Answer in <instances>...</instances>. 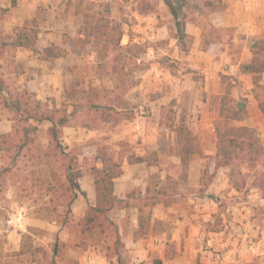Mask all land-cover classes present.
Instances as JSON below:
<instances>
[{
  "label": "rangeland",
  "instance_id": "1",
  "mask_svg": "<svg viewBox=\"0 0 264 264\" xmlns=\"http://www.w3.org/2000/svg\"><path fill=\"white\" fill-rule=\"evenodd\" d=\"M14 1L13 4L12 0H0V51H3V54L0 52V84L4 85L0 92V134H12L6 142H0V264H78L84 251L101 256L100 259L104 258L108 264L127 262L129 254L124 248L117 249L118 256L111 255L115 244L114 236L104 237V234L100 235L96 231L92 235L80 233L79 222L84 215L77 218L78 214L73 212V195L80 194L76 179L85 173L92 175L91 161L97 146L108 145L114 159L121 161V165L126 164L129 155H139L137 152H141L136 148V144H142L139 136L133 138L132 142L128 138L113 136L112 133L116 130L125 135H138L139 130L157 132V150L143 153L149 166H137L130 170L135 176H140V184H134L133 188V193L137 192L131 195L130 201L136 200L142 204L144 211H151L152 203L157 202H177L178 206L192 211L193 208L188 207L192 201L188 199L203 195L219 206L204 221L206 230L223 228L225 224L230 226V222L231 225L243 226L249 218H257L260 225L264 224V202L259 200L261 194L252 185L255 175L264 171L262 161L248 163L237 159L230 166L213 167L217 127H249L264 145V118L255 115L259 103H264V73L259 77L257 85L253 83L251 74L244 73L247 76L242 79L238 74L242 73L239 65L251 60L250 46L256 39L252 42L245 41L243 36L235 35L233 31L216 28L211 24L209 9L199 6L202 5L201 0H186L178 8L186 19L197 21L201 32L198 48L195 49L193 40L187 35L184 39L188 48L186 51L181 49L178 41V48L172 42L173 44L166 45V54L156 55L154 60H149L145 55L146 48L152 45L157 50L159 46H164L162 43H150L142 40L144 37L137 42L136 37L143 34L137 29L131 30L132 28L129 32L137 36L131 39L136 41L122 42L126 41V37H123L126 32L124 23L133 19L131 13L134 10L139 12L141 0ZM90 1L107 3L110 18L121 22V45L135 44L141 47L142 51L136 59L140 68H136L134 72L139 79L136 86L143 79L146 81L142 83V88L135 90L134 86L123 95L124 100L129 103L124 114L126 117L115 126L110 122L103 123L95 136L90 138H86L83 128H64L59 138L65 153L62 155L49 145L47 128L50 123H37L25 118V113L15 111L7 89H27L31 94L28 105L31 107L38 101L41 109H52L54 105L60 107L62 103L85 102L80 93L71 101L65 96V93L86 88L85 75L67 83L60 96L42 92L44 96L38 98V91L26 86L34 77L30 70L35 71L36 68L30 66V69L28 66L27 69L24 61L25 57L46 60L42 58L45 48L43 45L48 43L55 51H60L61 55L63 49L69 48L88 54L93 49L91 44L82 46L79 40L83 37L80 33L84 17L82 25H79L71 17L69 8L75 7L77 10L81 5L86 9ZM142 1L153 5L158 2ZM25 26L36 31V41L32 48L13 45L19 29ZM169 29L173 36L176 33L173 18ZM51 37L56 39L55 42L50 41ZM153 62H160L158 71L152 70ZM107 65L108 61L96 60L89 71L92 76L101 80L100 84H95L100 90H112L113 87L107 74ZM215 67L220 68L217 71L221 84L213 81L211 92V88L204 85L205 75L207 71H214ZM21 69L28 70L27 75H17ZM40 87L41 83L37 82L36 88ZM226 89L229 90L228 94H225ZM110 96L111 94L102 96L103 105L110 104ZM234 111L238 119L228 117ZM77 115L78 121L84 119L85 108H80ZM181 122L198 138L201 147V154L191 157L186 178L175 175L173 168L168 176L167 170L170 163H175V159L179 160L176 155L175 127ZM96 167L100 168L101 163L96 162ZM217 177L220 179L216 180ZM233 181L239 185L238 189L233 186ZM214 183L216 185L212 186ZM143 185H147L149 190H145L144 197L141 198V193H137ZM246 201L251 202L249 205L254 214L237 218L235 214L238 211L242 212L240 215L244 214ZM88 204L93 203H82L84 211ZM155 230L168 236L170 227L157 223ZM251 237L253 240L257 238ZM107 246L111 250H107ZM206 250L211 257L216 252L211 248ZM180 253L181 249H171L166 252V258L170 254L181 255ZM157 255L156 250L149 255L153 264L159 259Z\"/></svg>",
  "mask_w": 264,
  "mask_h": 264
},
{
  "label": "crops",
  "instance_id": "2",
  "mask_svg": "<svg viewBox=\"0 0 264 264\" xmlns=\"http://www.w3.org/2000/svg\"><path fill=\"white\" fill-rule=\"evenodd\" d=\"M220 1L222 4L221 7L215 10H209V18L213 26L233 31V34H239L243 36L245 41L249 42L259 37H264V0ZM153 6L154 10L148 13H140L136 10L131 13L133 19H129V23H124L126 32H124L123 37H126V41L122 42H133L134 39H131V37H136L137 35L135 33L131 34L129 30L131 28V30L137 29L143 34L139 36L140 38H149L150 35H153L155 44L160 42L164 45L163 47L159 46L157 48L156 55L160 56L161 54H166L168 51L166 48L167 44L174 43L175 48H178L176 44L177 39L174 35L171 36L170 34L169 24L172 20V14L165 4V1L158 0L157 4ZM199 6L206 8L204 5ZM206 9L208 10V8ZM69 10L71 17L75 18L79 25H82V14L77 12L75 7H70ZM196 22L194 19L190 20L187 18L185 20V33L193 40L195 49L201 43V32ZM48 36L50 37L51 35ZM55 40V38H50L52 42H55ZM48 45H43V47ZM58 45L63 46L60 43ZM25 60L24 63L27 69L28 66L36 68L35 71L30 70L34 74L32 77H34L30 82L28 81L25 84L30 90L38 91V98H41L43 95L42 92H45L44 94L60 96L61 91L67 83L79 79V77L84 75L86 88L96 87L97 85L95 84L101 83L100 79L95 78L89 72L96 63L95 53L92 50L88 54H84L82 50L77 51L69 48L63 49L62 55L52 60H37L32 57H25ZM154 64L160 68V62H154ZM218 68L215 67L214 71H207L205 75L204 85L207 88H211V92V84L213 81L221 84L218 77ZM30 69L32 68L30 67ZM27 72L28 70L21 69L17 75L22 77L24 74L27 75ZM238 74L241 79L247 76L240 72ZM144 75H141L142 78ZM145 81L146 79H143V82ZM37 82L41 83L40 88H36ZM143 82H140L134 89L138 90L142 88ZM255 115L264 118V114L259 108L255 109ZM136 126L138 125L136 124ZM83 129L86 132V138L95 136L98 132V129ZM112 134L117 138H128L132 142H134L133 138H138L139 136L142 139V144H136V148L141 150V152H137L139 154L137 156H143V153L147 150L155 151L158 148L157 132L155 131L139 130L138 135H125L119 130H116ZM174 162L179 163V160L175 159ZM125 163L121 165V174L113 179V193L117 199L125 204L128 203L129 206L114 207L108 212V216L118 227L123 248L129 254V259L125 264H153L149 259V255L153 254L154 250L158 253L157 256L159 258L158 260L161 261L160 264H264V224L260 225L258 223L259 219L257 218H253L252 220L249 218L243 226L231 225L230 222V226L225 224L223 228L206 230L204 221L208 220L211 214L219 209V206L218 203L207 200L203 195H197L195 198L188 199L192 201L191 205L193 207H190L191 205L188 206L189 208H193L192 211L191 209L187 210V208L178 206L177 202L175 204L174 202L170 204L157 202L153 204L149 220L145 218H143L144 220H139L138 208L133 205L136 200L130 201V199L132 198L131 195L137 192L135 191L133 193V188L135 186L134 184H140V176H135L130 170L137 166H149V163L147 161L129 163L128 160ZM217 179H220V177H217ZM76 181L80 194L74 199L73 212L77 213L78 217L76 214L75 216L79 218L85 213V206L82 208V203L85 205L86 202L94 203L95 186L93 175L88 173L78 176ZM213 185H216V183ZM146 186L139 187L140 191L137 194L141 193V198L144 197L145 190L147 191L148 186ZM259 200L264 202L263 197H259ZM244 203L246 208L245 212L243 215H240L242 214L240 211L235 212L237 218L239 216L247 217V215L254 214L249 205L251 202L246 201ZM239 221H242L241 218ZM157 223L170 227L168 236L155 230ZM249 224H251L250 227H247ZM251 236H256L257 238L253 240ZM209 246L211 250L216 251L212 257L207 254L206 249H210ZM170 248L172 250L175 248L178 251L181 249V255L170 254L166 258V252H170ZM100 258L101 256L84 251L79 257L78 264H108L104 258Z\"/></svg>",
  "mask_w": 264,
  "mask_h": 264
},
{
  "label": "trees",
  "instance_id": "3",
  "mask_svg": "<svg viewBox=\"0 0 264 264\" xmlns=\"http://www.w3.org/2000/svg\"><path fill=\"white\" fill-rule=\"evenodd\" d=\"M164 1L176 25L174 37L180 44L181 49L186 51L188 49L184 41L187 36L185 33L186 18L181 13V9L178 8V5L185 4L186 0ZM14 2L12 0L13 4ZM201 2L209 10H215L222 5L220 0H216V3L215 0H201ZM152 10H154L153 4L141 0L140 13H148ZM109 11V5L104 2L95 3L90 1L86 9L81 5L77 7V12L84 17L80 33L83 37L79 40L82 46L91 44L92 51L95 53V58L98 62L108 61L107 74L112 80V90L83 87L80 91L76 89L65 93V96L71 101L77 93H80L84 98V103H62L60 107L54 105L52 109L48 107L41 109L38 101L33 103L31 107L28 105L30 104L31 94L27 89H16L14 91L7 89L11 106L15 111L25 113V118L33 119L37 123L42 121L50 123L47 128L49 145L62 155H65V153L59 138L64 127L74 126L85 129H100L101 125L107 122L115 126L126 117L124 114L129 103L124 100L123 95L139 82L134 72L136 68H140V65L136 63V59H138L142 49L135 44L121 45L120 41L123 34L121 22L111 19ZM35 41L36 31L29 26H25L19 29V33L13 39V45L32 48ZM250 50L252 54L251 60L248 63H241L239 70L242 73L251 74L253 83L257 85L259 84V77L264 73V37L257 38L250 46ZM0 52L3 54V51ZM59 56H61L60 51H55L52 46H48L44 48V56L42 58L52 60ZM3 86L0 84V92L3 91ZM228 91L226 89L225 94H228ZM110 94V104L103 105L102 96H109ZM67 107H70V109ZM80 108H85V118L78 121L77 112ZM259 109L264 114L263 102L259 103ZM39 110L40 112L38 113ZM228 117L230 119H238L236 112L231 113ZM10 137H12L10 133L0 134V142H6ZM175 144L179 163H170L167 169L168 176H170V170L173 168L175 175H178L179 178H186L191 157L195 154H201V147L198 138L183 122L175 127ZM215 148V156L213 157L214 168L230 166L237 159L248 163L261 160L264 166V145L249 127H217ZM127 160L129 163L147 161L145 157L133 154L129 155ZM96 162L101 163L100 168L96 167ZM91 164L90 172L94 177L95 201L93 204H88L84 216L80 219V233L92 235L96 231L100 235L104 234V237L114 236L115 244L111 255L118 256L117 249L123 248V244L119 237L117 225L107 214L114 207L129 206L128 203L121 204V201L113 193V179L122 172L121 161L115 160L108 145L103 144L94 149ZM252 185L259 190L261 197L264 198V171L255 175ZM233 186L236 189L239 188V185L234 181ZM75 197L76 195L74 194L73 199ZM133 205L138 208L139 220L143 218L149 220L150 210L144 211L142 204L139 202L133 203ZM110 248V246L106 247L107 250H111ZM160 263L161 261L158 260L156 264Z\"/></svg>",
  "mask_w": 264,
  "mask_h": 264
},
{
  "label": "built area",
  "instance_id": "4",
  "mask_svg": "<svg viewBox=\"0 0 264 264\" xmlns=\"http://www.w3.org/2000/svg\"><path fill=\"white\" fill-rule=\"evenodd\" d=\"M137 37H139V36H137ZM137 37H136V40H137V42H139L140 39H142V38L139 37V39H138ZM136 40L134 39V41H136ZM142 40H147L150 43H154V41H153V35H150L149 38H143ZM156 51L157 50L152 45H149L146 48L145 55L147 56V58L149 60H154L155 57H156ZM152 64H153L152 65L153 70L156 71L158 69V65H155L154 62Z\"/></svg>",
  "mask_w": 264,
  "mask_h": 264
}]
</instances>
